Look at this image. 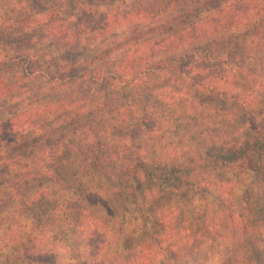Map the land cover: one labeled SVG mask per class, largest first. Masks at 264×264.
I'll return each mask as SVG.
<instances>
[{"label": "rangeland", "instance_id": "1", "mask_svg": "<svg viewBox=\"0 0 264 264\" xmlns=\"http://www.w3.org/2000/svg\"><path fill=\"white\" fill-rule=\"evenodd\" d=\"M218 1L188 0L187 5L179 11L183 14L192 11L193 17H197L210 7V3ZM26 10L37 15L44 11L39 0H0V11L10 21L32 19ZM11 13L16 16L12 17ZM262 30L264 23L256 21L248 29L234 33L223 44L193 46L198 54L204 49H211L216 53L215 58H202L195 65L196 58L191 57L181 71H175L180 76L191 77V84L197 89L195 94L189 93L170 68L156 73L152 86L147 89L140 87L137 82L126 85V81L114 80V75H120L118 64L122 53H119L117 62L112 65V69L118 68L119 71L110 75V78L103 79L99 87L94 89L96 81L89 77V67L81 61L93 57L98 52L97 47H88V50L83 51H62L57 57L41 64L43 56L32 61L26 56L17 55L22 51L32 50L34 46L30 41L36 35L43 41L40 27L19 36L13 35V31L0 33V62L5 55L11 53L12 59H17V64H8V69L20 68L19 72L9 78L7 84L4 83L15 91L11 92L12 97L7 101L0 102V108L7 106L6 110L12 117L31 111L46 112V115L51 112L57 114L49 121L48 131L37 136L40 139L39 147L20 151L5 149L3 153L7 150L9 158H17L21 164L25 159L38 160L43 163L44 168L55 172L60 178V182L55 183L43 173L36 176L34 172V176H30L33 178L27 181L25 178L21 179L24 171L19 172L22 177L17 178L23 181L20 186L24 194L37 202H29L23 207L22 218L18 220L23 231L15 238L9 235L7 243L5 232L11 233L14 226L9 225L6 230L0 219V260L3 264H63L64 260L68 264H94L95 246L104 239L111 241V245L122 254L135 250L139 264H145L146 257L169 264L167 254L163 259L157 260L156 257L161 254L163 247L180 239L183 244L181 250L194 245L197 250L191 253L199 254V260L204 262L207 256L202 249L208 238L218 239L223 236L230 239L242 235L246 222L253 226L260 224L259 221L264 216V194L253 192L249 187L236 191L233 182L242 183L238 179L240 176L250 178L252 183L264 180V150L256 145L257 138L260 141V137L264 136V90H261L264 85H261L258 78H253L255 69L246 63L250 52L264 53ZM101 47L102 45L99 46ZM42 51L46 54L51 52L46 44ZM228 54L232 61L226 57ZM68 65H79L80 73L82 70H86V73L82 80L66 82L62 87L57 77L63 73L62 66ZM4 71L0 70L3 81ZM37 72L40 75L35 79L39 83L35 84L31 78ZM92 72L96 73V69H92ZM105 75L108 76V72ZM208 87H217L228 96L241 95L242 99L234 101L224 96L217 97L223 93H208ZM94 94L101 96L105 102V107L100 112L92 107L95 102L92 99ZM78 98L81 99V104L76 107H81L77 111L82 113V117L64 120L61 112L65 105ZM137 100L149 105L155 118L142 115L134 122L127 106L129 101L135 106ZM249 105L251 116L246 115ZM193 107H198L201 111L186 117V112L192 111ZM140 111L143 112V109ZM205 111L228 117L231 129L229 139L222 143L214 142L221 131L218 128L212 129L211 143L201 140L193 132V129L201 125V117ZM2 121L4 120L0 114V125ZM109 121L115 123L111 125L110 135L102 138L107 141L124 139L123 142L135 147L141 157L144 140L139 130L143 129L147 133L165 129L148 153V159L153 163L144 159L145 164L141 166L145 175L154 172L155 176L146 180L141 188L126 172L120 163V157L76 147L77 139L84 138L83 143H77L83 145L105 132L104 125ZM126 124L129 126L127 129L124 128ZM84 127L86 132L92 130L94 137L88 134L82 136L79 131ZM178 127H181L180 131L177 130ZM47 133H50V138H45L46 142L43 143ZM229 143L248 147L234 168L220 169L213 158L203 154V149L212 144ZM161 154L170 157L171 161L159 162ZM1 158H4L2 154ZM158 165L154 169L153 166ZM183 165L187 167V179L193 183L192 188L184 184H171L169 181L170 176H174ZM135 168L138 171L139 168ZM9 171L10 168L5 172L0 171V176L6 179L11 175ZM100 172H108L112 181L107 191L84 183L83 177H95ZM157 178L161 182L165 181L167 188L150 182ZM11 196L4 191V184L0 183V216L13 203ZM39 197L43 198L39 200ZM97 201H106L111 212L99 206ZM56 209L60 211L54 218L52 213ZM98 235L100 237L96 239ZM172 235L178 236L174 240ZM262 249L264 250L263 246ZM225 251L229 253L226 257L238 255L231 254L228 249ZM39 253L46 255L42 258L46 262L35 259V255ZM106 254L107 260L113 263L114 258L109 259L112 255L110 248ZM124 259L127 261V257ZM178 260L180 264V256Z\"/></svg>", "mask_w": 264, "mask_h": 264}, {"label": "trees", "instance_id": "2", "mask_svg": "<svg viewBox=\"0 0 264 264\" xmlns=\"http://www.w3.org/2000/svg\"><path fill=\"white\" fill-rule=\"evenodd\" d=\"M115 2L120 4L128 3L130 7L123 8L115 15L107 10L99 11V7L107 6L111 8L117 4ZM187 2L188 0H85L84 3L92 9L91 12H82L73 25L66 26L53 19L49 21L47 30L43 26L40 27L41 36L43 40H47L46 45H48L50 50L58 53L68 50H88L89 45L93 43H96L99 52V46L110 44V47H104L101 55H111L113 51L123 54L118 64L120 75L118 77L114 75L113 79L126 81V85H132L137 82L140 84V87L147 89L152 86L153 77L156 73L173 68L179 72L190 61L191 57V59H194L195 57L190 55L191 52H196L192 48L193 46L206 43L220 45L230 40L234 33H238L244 28L248 29L256 21L245 19L246 14L250 11L245 5L259 4L264 2V0H219L215 4L210 3V7L197 17H193L194 13L192 11H188L186 14L179 11L187 5ZM146 4L148 7H144ZM204 5L206 6V2ZM13 16H16V14H13ZM10 20L4 18V15L0 11V33H8L10 31L14 33L17 31L22 32L20 28L12 26L27 25L32 21V19L25 21ZM101 37L103 38L101 39ZM215 54V51L211 49L207 51L204 49L199 56L203 59L205 57L215 58ZM226 57L232 61L229 54ZM231 64L232 62L229 63V65ZM66 68H68V71H63L59 75L60 77H57V80L60 81L59 85H62V87L66 82L82 80L85 76L86 70H82L80 73L81 69L79 65H68ZM6 69H8V65H5L1 61L0 70ZM107 77L110 78L111 76L108 74ZM11 88L5 86L4 81L0 77V102L7 101L12 97ZM6 90H9L7 100L5 99ZM207 90L208 93L214 95H217L216 93H223L218 94L217 97L223 98L224 96V98L228 97L234 101L242 99L241 95H229V97L225 94V91H219L217 87H208ZM79 104H81V99L79 98L71 103H67L61 112L63 119H77L79 116L81 118L82 113L77 111L81 107H76ZM250 106L246 108L247 116L252 115ZM56 115V113L52 112L46 115V112L38 113L31 111L13 116V119L19 122L24 136H21V133L16 131V126L12 120L2 121L0 125V155L4 156L3 152L5 149L20 151L39 147L40 139L37 136L42 132L48 131L49 121ZM62 123L66 124L65 121H62ZM85 130L86 127L79 131L82 136L88 134L94 137L92 130L87 132ZM177 130L180 131L181 127H178ZM98 136H95V139L83 145H77V143H83L84 138L77 139L76 147L88 149L89 151L99 150L100 152L111 153L120 157V163H122L126 172L138 183L139 188L142 187L146 180L148 181L149 178L155 176L154 172L145 175L141 171V166L145 164L144 159L140 154L137 155L139 152L135 147L124 143V139L107 141L102 138L104 137V132H101ZM47 137L50 138V133H47L44 137L43 143L46 142L45 138ZM20 140H23V143H20ZM256 145L264 150V136L260 137V141L257 138ZM247 150V146L240 147L231 143L222 145L212 144L207 149H203V154L213 158L220 169H226L237 166ZM135 167L139 168L137 169L138 171H136ZM153 167L157 169L159 165ZM8 168L9 166L4 163V158H1L0 171L5 172ZM186 168L183 165L177 169L174 176H170L169 181L172 182L171 184H184L189 186V188L194 186L187 179L189 173H187ZM22 170L26 175L23 172L24 177L21 179L25 178L27 181L33 178L30 176L35 172L36 176L39 175L38 173H43L47 179L55 183L60 182V178L56 173L44 168L42 162L35 159L23 160V163H20V166L16 169L15 179L17 183L13 185V188L16 194L23 198L24 202L36 203L37 201L34 198L26 197L20 186L23 181H20L17 177H22V173H19ZM9 174H11V171H9ZM150 182L157 183L158 185L162 184L164 188H167V183L165 181L161 182L158 178L152 179ZM0 183L5 185L8 183V180L0 176ZM41 198L43 197H39V200ZM97 202H99V206L103 209L111 212V207L106 201L105 203L102 201ZM259 223L256 226H253L250 222L244 224L245 228L242 235L251 234V238L243 245L238 255L225 257L223 264H264V250L262 249V246L264 247V216ZM177 236L172 235V239ZM98 237L100 236L98 235L96 239ZM110 242L105 239L101 243L97 242L95 246L96 250L94 249L96 253L94 254V264H113L107 260L108 255L106 254L109 250ZM181 242L182 240L177 239L174 243L163 247V251L169 256V264H179L178 259L179 256L181 258L180 250L183 245ZM188 247L189 252L196 249L194 245ZM175 249L176 251H174ZM41 254L35 255L36 258H34L38 262L40 260L46 262L42 259L46 255ZM125 262H127L126 259ZM144 262L146 264H164L163 261H153V257H146ZM199 262L200 264H204L202 260H199Z\"/></svg>", "mask_w": 264, "mask_h": 264}, {"label": "clouds", "instance_id": "3", "mask_svg": "<svg viewBox=\"0 0 264 264\" xmlns=\"http://www.w3.org/2000/svg\"><path fill=\"white\" fill-rule=\"evenodd\" d=\"M39 5L41 8L44 9L43 13L37 15L32 13L28 10L27 14L32 17V21L27 25H13L14 28H20L22 32L14 33L13 35L19 36L22 33H31L34 28L44 27L47 30V26L49 21L55 19L57 22L64 24V25H73L75 24L77 18L80 16L82 12H91L92 9L88 7L87 4L83 2V0H39ZM99 7V6H97ZM130 7L128 3L120 4L117 3L111 8L107 6L99 7V11H110L113 15H115L118 11L122 10L123 8ZM144 7H148V5H144ZM246 8L250 9V11L246 14L245 19L249 21H261L264 23V2L259 4H248L245 5ZM264 31V30H262ZM103 37H101L102 39ZM47 43V40H40L39 35L33 37L30 41V44L34 47L31 51L28 52H20L17 55L26 56L27 59L35 61L39 59V57L43 56L44 60L41 61V64L44 61L57 57L59 55L56 51H51L47 53L42 51L44 45ZM110 44H106L100 48V51L95 53L93 57H89L81 63L86 64L89 67V77L95 79L96 83L93 85V88H98L100 82L103 79H107L108 77L105 75L108 72L109 75H114L118 68L112 69V65L117 62V58L119 53L113 51L111 55H101L103 53L104 47H110ZM96 47V43L89 45V48ZM7 51V50H6ZM35 53V54H33ZM190 55L194 56L196 59L194 60V65L198 64L202 57L199 56L196 52H191ZM3 63L8 65L9 63L15 65L17 61L12 59L11 53H8L3 57ZM249 67L255 69L254 79L258 78L261 82V85H264V53H256L250 52L249 59L246 61ZM92 69H96V73L92 72ZM109 69H112L109 72ZM63 71H68V68L62 66ZM20 71V68L13 67L11 70L6 69L4 71V83L7 84L10 77L13 76L14 73ZM172 72H175V69H171ZM40 73L37 72L35 76L31 79L34 81L35 84H38L39 81L35 79L36 76H39ZM176 78L179 79L180 83L189 90L190 94H195L197 89L192 86L191 84V77H183L180 76L178 72H175ZM88 86L87 84L85 85ZM118 90V86L116 88ZM261 90H264L262 87ZM11 91H15V89H11ZM9 90L5 91V99H8ZM114 95V93H113ZM92 99H94V107L98 112H100L105 107V102L103 98L99 95H93ZM11 103V101H9ZM7 106L4 108H0V114H2V120H12L13 124L16 126V131L21 133V136H24L23 130L21 129L19 122L14 120L12 115L6 110ZM143 109V112L140 111ZM127 110L132 114L133 121H138L142 115H147L149 117H153V109L149 105H145L139 100H137L136 105L134 106L132 101L128 102ZM201 109L198 107H193L192 111L186 112V117L191 116L194 112L199 113ZM179 115V113H177ZM107 119V117L105 118ZM202 123L198 128L193 129V132L197 134L201 140L212 141V129H221L219 136L215 137L214 142L222 143L224 140L230 138V120L223 114H217L213 112L205 111L203 116L201 117ZM112 121H109L104 125L106 131L104 132L105 136H109L111 132V125ZM129 126L126 124L124 128L127 129ZM143 140L144 145L142 148L143 152V159L146 160L148 163H153L152 160L148 159V153L151 150L152 146L155 145L158 141L159 135L161 132H164L165 129L161 128L160 132H144L143 129L139 130ZM20 143H23V140H20ZM139 155V153L137 154ZM171 161V158L161 154V160L159 162L168 163ZM4 163L9 166L11 169V175L7 177L8 183L4 185V191L9 192L12 194L11 199L13 203L4 211L3 215L0 216V219L3 220L5 229L7 230L9 225H13L12 232H5V243L8 242V236L11 235L13 238L17 236L18 233L22 232V228L18 223V220L22 218L23 215V207L27 206L29 202H23V198L16 194L13 185L17 183L15 179L16 169L20 166V162L17 158L10 159L8 156V151L6 150L4 153ZM242 183L237 184L236 181L233 182V186L236 191L243 190L244 187H249L251 191L264 194V180L259 181L257 183H252L250 178L240 176L238 178ZM84 183L89 187H100L107 191L108 187L111 185L112 181L109 179L108 172H100L95 175V177H83ZM91 181V184H89ZM54 199L56 197H53ZM6 199V198H5ZM59 209L53 211V217H57V213ZM59 223V220H58ZM251 238V234L248 235H240L234 236L230 239L225 237H220L218 239L208 238L203 246L202 252L206 254L207 259L204 261V264H223V261L226 257L227 253L225 249H228L231 254H239L240 249L243 245ZM15 242V239L13 240ZM112 255L109 259H113V264H125L124 257H127V264H139V258L135 255V250L132 253H121L119 249H117L114 245H109ZM160 255L156 257L157 260L163 259L166 255L163 250H160ZM181 255V264H200L199 262V254L193 255L187 249H182L180 251ZM0 264H3V261L0 260ZM63 264H68L67 260L63 261ZM146 264V262H145Z\"/></svg>", "mask_w": 264, "mask_h": 264}]
</instances>
